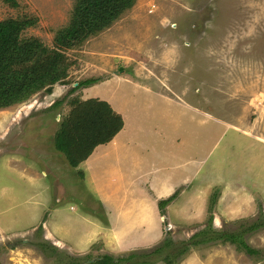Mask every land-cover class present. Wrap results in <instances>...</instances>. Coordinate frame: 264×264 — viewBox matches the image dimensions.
<instances>
[{
    "label": "rangeland",
    "instance_id": "374dc122",
    "mask_svg": "<svg viewBox=\"0 0 264 264\" xmlns=\"http://www.w3.org/2000/svg\"><path fill=\"white\" fill-rule=\"evenodd\" d=\"M16 1L13 8L0 0V21L36 18L22 38L54 48L56 31L72 22L76 0ZM62 53L70 65L63 81L0 109V188L9 186L16 194L13 204L0 194V264H87L105 256L148 253L168 237L181 246L210 217L217 231H245L243 240L258 254L213 241L192 246L178 264H264V227L248 231L264 222V0H136L101 34ZM89 79H100L95 92L86 93L90 87L72 91ZM95 93L116 108L125 104L128 133L138 138L144 160L170 153L181 168L197 160L186 167L202 169L206 200L195 214H185L197 218L184 219L179 211L170 220L165 215L150 240L117 236L131 221L113 225L111 212L96 199L83 172L64 170L68 180L56 186L53 171L63 164V155L55 149L54 136L74 103ZM24 164L48 175L42 212L34 213L35 206L25 201L27 182L7 170L19 172L27 169ZM175 172L183 178L182 169ZM59 207L64 216L61 211L55 217ZM82 209L107 228L90 248L79 241L87 227L76 218ZM13 215L21 221L12 222ZM72 225L78 235L71 234ZM145 239L151 243L143 245ZM160 255L153 261L168 264Z\"/></svg>",
    "mask_w": 264,
    "mask_h": 264
},
{
    "label": "trees",
    "instance_id": "16d2710c",
    "mask_svg": "<svg viewBox=\"0 0 264 264\" xmlns=\"http://www.w3.org/2000/svg\"><path fill=\"white\" fill-rule=\"evenodd\" d=\"M4 1L13 8L18 7L16 0ZM135 2L136 0H76L72 22L56 31L54 48L46 47L36 38H22L27 29L35 26L36 18L0 21V109L21 104L47 87L63 81L68 76L70 65L62 51L76 49L90 38L101 34L131 10ZM99 81L100 79L82 81L72 91L91 87ZM123 127L122 117L107 103L97 99L76 101L54 136L55 149L65 157L71 168L76 169L92 155L96 147L110 143ZM178 195L179 191L168 199L159 201L162 216L166 215V208ZM212 223L213 218L210 217L208 225L189 241L181 243V246L168 237L160 247L148 253H131L118 259L105 256L87 264H156L154 257L158 259L160 254L168 264H178L180 257L187 255L192 246L213 241L230 242L251 256L258 254V251L250 248L243 240L245 231L236 234L220 232L213 229ZM263 227L264 222L256 223L248 231ZM72 261L78 262L77 259Z\"/></svg>",
    "mask_w": 264,
    "mask_h": 264
},
{
    "label": "crops",
    "instance_id": "0c3cea01",
    "mask_svg": "<svg viewBox=\"0 0 264 264\" xmlns=\"http://www.w3.org/2000/svg\"><path fill=\"white\" fill-rule=\"evenodd\" d=\"M96 88L97 86L90 87L86 90V93L95 92L92 90ZM98 95V93H95V95L86 99L105 100L122 117L124 127L110 143L96 147L92 155L78 167V170L77 168H71L64 156L59 157L63 160V164H60V167L56 165L57 169L53 171L57 182L56 186H62V182L66 180L63 176L66 171L80 174L83 172L87 186L94 189L93 194L96 199L107 208L108 213L111 212V219L115 222L113 225L118 224L117 220L131 221L126 222L124 232H116L117 236L123 235V233L134 234L133 236H143L146 239L149 238V240L151 236H156L157 232L153 233L152 230H158L163 220L158 202L168 199L177 191H179V195L166 208L165 217L170 220L179 211L184 219L197 218L194 214L196 210L199 211L200 206L206 200L208 189L205 177L202 175V169L195 165L186 167L189 164H197V160H189L184 168L175 165L176 156L170 153L156 154L151 161L144 160L145 156L140 149L141 144H139L138 138L128 133L130 127L125 116L127 114L125 104L119 103L116 108L110 100ZM24 165L26 166V164ZM26 167L27 169H20L19 172L17 168H8L7 170L11 176H16L19 180L27 182H23L28 188L25 201L33 207L35 206L32 208L34 213L36 210L42 212L45 208L42 201L46 198L47 188L49 189L48 175L44 170H37L31 166ZM176 169L183 170L182 179H179V174L175 172ZM64 170L66 171L64 172ZM70 182L72 180L65 185L67 186ZM38 192L39 195H36ZM0 194L2 198H6L12 204L16 202V194L9 186L1 187ZM218 205L221 208V203ZM60 207L54 210L55 217L61 211L64 216L63 209H60ZM84 211L82 209L76 216L79 221L87 226L86 230L79 235V241H82L83 246L90 248L94 243L95 236L102 231L104 233L107 228L96 222L98 218L96 219L92 214ZM231 212L234 213L235 211L231 210ZM190 213L194 214L191 216L185 215ZM66 215L71 216L69 213ZM19 221H21L20 216L13 215L12 222L17 223ZM71 228V234L76 235L74 228L78 229L77 226L72 225ZM58 231H61L62 235L66 234L61 226ZM116 233L114 232L115 235ZM146 239L145 242L141 240L143 245L151 243Z\"/></svg>",
    "mask_w": 264,
    "mask_h": 264
}]
</instances>
